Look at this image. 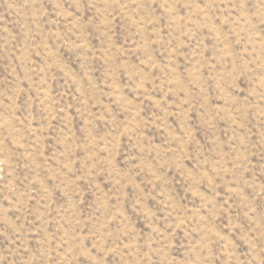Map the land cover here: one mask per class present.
Instances as JSON below:
<instances>
[{"label":"rangeland","instance_id":"1","mask_svg":"<svg viewBox=\"0 0 264 264\" xmlns=\"http://www.w3.org/2000/svg\"><path fill=\"white\" fill-rule=\"evenodd\" d=\"M0 264H264V0H0Z\"/></svg>","mask_w":264,"mask_h":264}]
</instances>
